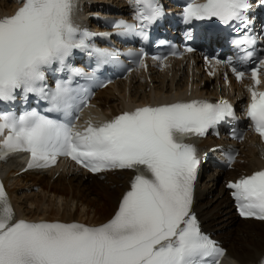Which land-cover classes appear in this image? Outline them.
<instances>
[{"label": "snow or ice", "instance_id": "1", "mask_svg": "<svg viewBox=\"0 0 264 264\" xmlns=\"http://www.w3.org/2000/svg\"><path fill=\"white\" fill-rule=\"evenodd\" d=\"M133 4L137 23L121 20L113 26L121 30L118 34L146 40L145 29L164 15L163 9L158 0ZM75 6L76 0H24L14 15L0 19V102H13L18 94L25 102L34 96L37 103L46 102L45 112L63 116L52 119L36 109L19 116L0 113V158L28 152L29 168H42L67 156L93 173L120 169L133 170L135 176L113 218L98 227L17 220L0 183V264H220L224 250L201 232L191 212L200 161L194 145L185 141L189 135L203 137L232 118V105L226 100L215 104L193 100L145 106L75 130L73 120L87 106L88 90L72 87L73 77L88 74L72 66L69 58L75 50L86 52L100 67L120 55L89 43L94 34L74 24ZM250 7L249 0H190L184 20L217 18L225 25L238 22L246 28ZM234 43L245 51L241 62L249 63L253 52L247 48L255 45V37L245 34ZM127 55L138 56V65H143L146 53L141 48ZM258 63L264 68V58ZM227 64L237 80L245 76L231 60ZM47 73L68 76L57 78L50 87ZM257 76L254 66L251 77L259 84ZM249 91L247 116L264 138V92ZM233 160L229 156V165ZM228 187L234 190L242 217L264 221V170ZM258 264H264V258Z\"/></svg>", "mask_w": 264, "mask_h": 264}, {"label": "bare ground", "instance_id": "2", "mask_svg": "<svg viewBox=\"0 0 264 264\" xmlns=\"http://www.w3.org/2000/svg\"><path fill=\"white\" fill-rule=\"evenodd\" d=\"M15 3L16 0L0 2V19L14 15L17 7ZM113 6L126 11L124 3L120 0L81 2V7L87 15L114 11L116 9ZM195 63L196 72L193 75L191 89L189 84L191 77L187 67H181V62H177L174 65L177 67H173L169 73L152 71L150 79L146 81L140 79L138 74H133L129 85L121 81L100 91L97 95V104L108 114L117 115L127 107L161 103L181 97L191 99L214 95L215 93L207 88L210 79L204 77L197 60ZM203 83L206 85L205 88L202 87ZM233 86L238 90V86ZM209 145H212L210 140L204 141V147ZM240 147L244 153L242 157L244 164H240L236 171L213 176L206 175L207 168L204 169L201 183L196 188L194 212L203 228L223 242L229 256L238 264H258V261L264 258V223L241 221L232 211L224 189L226 180L236 177L237 173L249 172L264 164L250 144L243 143ZM14 165L13 162L5 167L4 174L18 218L22 220L102 224L115 214L132 178L130 172H118L111 178L101 180L99 177H86L75 171L65 173L61 170L57 176H55L57 173L54 174L55 170L48 172L51 175L48 173L18 175L20 168L16 169ZM213 185H216L217 195L213 194ZM36 190L39 192L36 193ZM93 194L95 198H92Z\"/></svg>", "mask_w": 264, "mask_h": 264}, {"label": "rangeland", "instance_id": "3", "mask_svg": "<svg viewBox=\"0 0 264 264\" xmlns=\"http://www.w3.org/2000/svg\"><path fill=\"white\" fill-rule=\"evenodd\" d=\"M213 189L212 190H214V192H213V194H215V195H217L218 193H217V191H216V185H213V187H212ZM212 190H211V193H212ZM36 193L37 192H39V191H35ZM96 195L98 194V193H96V192H94ZM95 194H93V197L92 198H95ZM211 199L213 198V196L211 195V197H210ZM97 199V198H96ZM248 240H250V239H248ZM239 247H240V245H238Z\"/></svg>", "mask_w": 264, "mask_h": 264}]
</instances>
